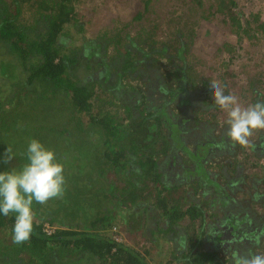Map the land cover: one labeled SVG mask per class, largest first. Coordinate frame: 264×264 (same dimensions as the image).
Wrapping results in <instances>:
<instances>
[{
    "label": "trees",
    "instance_id": "obj_1",
    "mask_svg": "<svg viewBox=\"0 0 264 264\" xmlns=\"http://www.w3.org/2000/svg\"><path fill=\"white\" fill-rule=\"evenodd\" d=\"M217 1L210 6L222 12ZM227 1L235 32L264 39V19ZM80 3L0 0V124H13L0 127V170L26 163L30 138L49 148V133L57 132L65 175L62 196L33 202L30 239L0 243V264H150L149 248L140 252L121 239L117 228L127 219L146 241L165 238L163 264H233V253L264 254V161L260 175L244 171L253 158L226 136L227 123L190 60L192 32L179 26L158 38L147 25L103 27L75 39L83 30ZM242 95L248 105L264 102V69ZM25 110L33 123L14 120ZM252 135L249 151L264 159L255 145L264 144V130ZM17 136L25 138L21 148ZM81 146L94 151L91 159ZM13 223V214L0 216L11 239Z\"/></svg>",
    "mask_w": 264,
    "mask_h": 264
},
{
    "label": "rangeland",
    "instance_id": "obj_2",
    "mask_svg": "<svg viewBox=\"0 0 264 264\" xmlns=\"http://www.w3.org/2000/svg\"><path fill=\"white\" fill-rule=\"evenodd\" d=\"M217 2H219V6L223 7L222 12H213L216 6H210L212 0H205L204 5L197 7H193L191 0H149L147 4H145V0H81L78 12L80 13L83 30L80 33L71 35V37L76 39L80 38L82 34L91 35L103 27L111 30L120 28L131 32L140 26L147 25L158 38H164L167 35L165 34L166 31H173L176 27L184 26L183 31H191V34H193V42L190 45L192 58L190 60L194 64L201 80L208 84L207 88L210 85H222L225 87V94L236 96L238 102L246 107L248 103H246V99L242 95L243 89L247 86V82L256 75L257 71L264 69V39L262 35L248 38L249 36L237 34L228 24V1ZM235 9L242 12L243 15L248 11H252L253 14H259L264 19V0H236ZM138 13L140 15L134 19ZM126 23L128 26H125ZM203 87L205 88V86ZM19 114H13L17 117L14 120L29 119L32 123L34 122L31 118L34 115L30 110H25L24 114L17 116ZM216 114L219 120L227 121L226 110L218 107ZM2 125H6L7 129L13 126L10 120L2 122L0 127ZM7 129L5 132L8 131ZM30 129L35 131V125L30 126ZM37 129H39L38 126ZM2 130L4 131V129ZM56 133H49V138L47 139L49 148L52 150L61 147ZM10 134L8 136L11 138L14 134L11 131ZM50 135L55 136V138L51 139ZM24 140V137L17 136L16 146L20 148L24 146L22 145ZM7 145L12 149L13 146L9 142ZM255 145L264 148V144L262 145L259 142ZM81 147H83L81 150L84 151L82 155L88 157L85 159H91L94 151L87 149L86 146ZM247 148H244V151L248 154L247 157H251L253 160L247 163L248 165L244 171L249 169L260 175L261 167L259 163L264 161V159L261 157L257 158V155L254 158L251 155V151H249V145H247ZM62 149L69 150V146L67 144L62 145ZM254 161L258 163L255 168L251 166ZM229 173L233 175V172L229 171ZM260 192H262V189H260ZM253 208L259 213L262 211L259 206H254ZM40 209L42 210L43 208ZM34 218L37 219L36 216ZM128 224H130L129 227ZM53 229L54 227L50 228V230ZM131 229H133L131 222L128 223L127 219L119 222L117 231H120L122 240H125L127 244L135 249L140 250V252H142L143 247L149 248L150 252L145 257L150 264H163L161 260H165L166 256L164 254L169 253L167 250L170 246L164 243L165 238L157 237L155 241H146L141 238V231ZM234 230L237 229L234 228ZM7 232L8 230H0V243L5 246L12 243V241H8L12 239ZM22 257L27 259V261L30 258L29 254L26 253ZM180 263L182 264V261ZM82 264H97V261L95 262L93 259L84 261Z\"/></svg>",
    "mask_w": 264,
    "mask_h": 264
},
{
    "label": "clouds",
    "instance_id": "obj_3",
    "mask_svg": "<svg viewBox=\"0 0 264 264\" xmlns=\"http://www.w3.org/2000/svg\"><path fill=\"white\" fill-rule=\"evenodd\" d=\"M208 94L215 105L227 112V138L241 146L249 144L254 131L264 130V102L242 106L237 97L225 94L224 86L210 85ZM7 159L15 153L6 149ZM26 163L20 168L0 170V216L13 214L12 240L20 244L30 239L35 213L33 202L45 203L63 195L64 164L54 150L30 138L25 150ZM233 264H264V254L232 255Z\"/></svg>",
    "mask_w": 264,
    "mask_h": 264
},
{
    "label": "built area",
    "instance_id": "obj_4",
    "mask_svg": "<svg viewBox=\"0 0 264 264\" xmlns=\"http://www.w3.org/2000/svg\"><path fill=\"white\" fill-rule=\"evenodd\" d=\"M45 228H46V230H48V231H51V230H50V227H49L48 225H45ZM115 236H116V235H115ZM116 239H118V240H119V239H120V237H119V236H117V237H116Z\"/></svg>",
    "mask_w": 264,
    "mask_h": 264
},
{
    "label": "crops",
    "instance_id": "obj_5",
    "mask_svg": "<svg viewBox=\"0 0 264 264\" xmlns=\"http://www.w3.org/2000/svg\"><path fill=\"white\" fill-rule=\"evenodd\" d=\"M260 162H263V161H260ZM248 208H250V207H248ZM251 210H252V208H250Z\"/></svg>",
    "mask_w": 264,
    "mask_h": 264
},
{
    "label": "flooded vegetation",
    "instance_id": "obj_6",
    "mask_svg": "<svg viewBox=\"0 0 264 264\" xmlns=\"http://www.w3.org/2000/svg\"><path fill=\"white\" fill-rule=\"evenodd\" d=\"M261 140L264 142V139L263 138H261Z\"/></svg>",
    "mask_w": 264,
    "mask_h": 264
}]
</instances>
